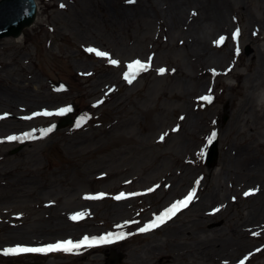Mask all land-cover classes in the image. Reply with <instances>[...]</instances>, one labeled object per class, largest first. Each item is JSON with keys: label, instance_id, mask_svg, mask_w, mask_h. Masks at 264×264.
Listing matches in <instances>:
<instances>
[{"label": "rangeland", "instance_id": "374dc122", "mask_svg": "<svg viewBox=\"0 0 264 264\" xmlns=\"http://www.w3.org/2000/svg\"><path fill=\"white\" fill-rule=\"evenodd\" d=\"M35 1L36 19L22 37L0 39V264H108L111 250L124 256L119 264H264V232L242 229L253 200L245 193L262 190L264 181L236 166L239 151L255 163L264 159V105L257 104L264 97V0L226 6V34L212 35L219 63L187 49L182 23L170 32L165 15L151 12L140 22L118 15L145 0ZM170 1L158 0V8ZM199 1L221 11L226 5ZM198 16L195 5L184 7L186 21ZM135 61L146 70L130 69ZM242 80L253 99L236 120ZM71 104L73 124L53 131ZM215 137L217 161L207 168ZM98 191L105 196L91 198ZM190 192L186 207L140 231ZM111 203L119 212L109 211ZM77 215L68 226L56 221ZM109 232L123 234L112 248L5 254L22 243Z\"/></svg>", "mask_w": 264, "mask_h": 264}, {"label": "bare ground", "instance_id": "6f19581e", "mask_svg": "<svg viewBox=\"0 0 264 264\" xmlns=\"http://www.w3.org/2000/svg\"><path fill=\"white\" fill-rule=\"evenodd\" d=\"M158 0H145V3L142 4H137L136 6L134 4L128 5L127 8L123 9V13H121V10L118 11L123 20L126 22H133L138 20L140 22L141 18H147L148 16H152L151 12L153 13V17H158L165 15L166 17V22L170 27V32H177L179 29L178 26H181L180 24L182 23L183 25L187 26V30L184 32L182 31L181 34L185 35V37H189L191 40L189 41L190 43L187 46V49L192 51L193 53L197 54L198 56H201L202 54L203 57L199 59H204V56L207 54H211L208 58H205V61H218L221 62L223 57L218 56V59H215V50H212V46L215 44V36H212L215 32H218V34H226V6L227 9L232 7V1H238V0H223V2L226 4L221 6L223 10L221 11L217 6L213 8H208L204 4L200 3L199 0H173L171 3V7L167 8V10H162L161 8H158L157 5ZM191 4L195 5L197 8L200 10V16L196 17L195 20H188L186 21L185 18H183L184 14V7L185 6H190ZM134 5V6H133ZM160 7V6H159ZM168 16H166V14ZM212 36V37H211ZM219 37V36H218ZM217 37V38H218ZM19 39V38H18ZM17 39V40H18ZM258 50L257 52H259ZM228 52V50H227ZM259 77V74L253 76L252 80L256 81ZM242 82L243 80L237 85L239 96H241L244 101H242L238 112H236V120H239L240 113L248 107L249 103L252 102V95L250 93L243 94L242 91ZM9 102L10 103L11 99L13 96L8 95ZM1 101H3V98H0ZM257 101L260 106L264 105V97L259 96L257 98ZM253 107V106H252ZM242 114V113H241ZM10 122V121H9ZM187 131V130H186ZM186 136V135H185ZM249 161L247 160L246 155L239 151V153L236 156V163L237 167L241 169L244 175H251V177H254L258 180H263L264 181V159L261 162L255 163V161ZM262 190L260 191H255L253 194L247 195L249 199H253L252 203L248 206L247 210V221L242 225V229L244 230L245 234L249 233L254 236L256 233L264 232V183H262ZM223 193V187L217 188L214 192V199H218L219 196H221ZM207 199H209V196H207ZM92 204V203H90ZM97 204V203H94ZM117 205L120 204H115L111 203V208L109 211H111L113 208L115 211L119 212V209L117 210ZM56 206H49L48 209L53 211V214L56 215ZM262 217L263 219L259 222L258 218ZM72 218V217H71ZM176 218V217H175ZM57 222L59 224H63L68 226L70 221L73 223L76 222L75 219H69L66 217V220H59L60 218H56ZM59 220V221H58ZM19 231V230H18ZM39 238V237H38ZM62 238V237H61ZM72 237H64L62 239H57V241H63V240H70ZM56 241V242H57ZM36 243L33 244V242H29L27 244H20L23 246H42L44 244H48L50 242H45L42 243V241H34ZM52 242V241H51ZM112 247L116 246V244L111 245ZM218 246V241L213 242V247L217 248ZM111 247V248H112ZM213 253V252H212ZM211 253V257H212ZM216 255V253H215ZM214 258V257H212Z\"/></svg>", "mask_w": 264, "mask_h": 264}, {"label": "snow or ice", "instance_id": "6c2138e0", "mask_svg": "<svg viewBox=\"0 0 264 264\" xmlns=\"http://www.w3.org/2000/svg\"><path fill=\"white\" fill-rule=\"evenodd\" d=\"M129 2L131 3L132 0H129ZM237 35V33L233 34V38H235V36ZM223 37L220 38V41H223ZM218 41V43L220 42ZM88 51L90 52H95L96 55L98 56H107V53L104 52H100L97 51L95 49H91L89 48ZM110 63L115 65L118 62L116 60H110ZM128 67L130 69L135 68L136 71H143L146 70L147 65L141 63L140 61H135L132 64L128 65ZM165 70L164 69H160L159 72L163 73ZM126 80H128L129 82H131L132 79L135 78V73H125V77ZM202 99L211 101V97L207 96V97H203ZM64 111V110H62ZM45 115H48V113H44ZM47 131H51V129H48ZM215 134L213 133V136ZM9 139H17V137H9ZM161 139H163V137H161ZM211 142V141H209ZM151 191V189L149 190ZM123 193L120 194L119 196L116 197V199H121L123 198ZM245 195H248V193H245ZM193 193L190 192L188 194V196L182 200V201H177L176 203H174L169 209L165 210L163 213L160 214L159 217L156 218V220H154L150 225H146L144 228H141L140 231L144 232L147 231L150 227H156L159 224H162L166 219H170L172 215L175 214V212H177L181 207H186L188 202L192 199ZM92 198H99V197H92ZM72 219H77V216H73ZM117 239L123 238V234L121 233L120 236L116 237ZM112 239L111 234H109L108 237H101L99 239V242H110ZM97 242L95 240V238H93V240H89L87 237H85L83 240H81L78 243H73L71 240H66V241H62V242H57L56 244H50L47 245L45 247L42 248H29V247H15V248H8L5 249V254H16V253H23V252H49V251H57V250H62V251H66V252H70L73 249L79 248L84 244H91V243H95ZM241 264H243V262H241Z\"/></svg>", "mask_w": 264, "mask_h": 264}, {"label": "water", "instance_id": "95a60500", "mask_svg": "<svg viewBox=\"0 0 264 264\" xmlns=\"http://www.w3.org/2000/svg\"><path fill=\"white\" fill-rule=\"evenodd\" d=\"M36 16V7L33 0H1L0 1V38L19 37L24 28L29 27ZM67 118H63L57 128L69 124ZM16 148L12 153L18 151ZM217 159L216 147L213 146L207 157V166L213 167ZM122 259V255L112 259L113 264H117Z\"/></svg>", "mask_w": 264, "mask_h": 264}]
</instances>
